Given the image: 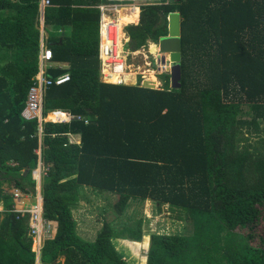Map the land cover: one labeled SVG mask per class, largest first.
I'll return each instance as SVG.
<instances>
[{
    "label": "trees",
    "instance_id": "obj_1",
    "mask_svg": "<svg viewBox=\"0 0 264 264\" xmlns=\"http://www.w3.org/2000/svg\"><path fill=\"white\" fill-rule=\"evenodd\" d=\"M97 4L51 0L44 10L45 75L70 79L44 91L40 121L22 116L39 70V0H0V184L34 197L42 170V218L56 232L40 264H129L107 221L93 241L77 233L83 188L114 195L118 214L131 199L191 220L192 236L151 235L146 264H264V140L241 145L264 122V0L140 7L125 28L130 52L158 44L169 15L180 16L179 85L163 74L155 90L101 81ZM52 114L82 120L45 121ZM0 207V264H37L29 216L11 212L2 185Z\"/></svg>",
    "mask_w": 264,
    "mask_h": 264
},
{
    "label": "rangeland",
    "instance_id": "obj_2",
    "mask_svg": "<svg viewBox=\"0 0 264 264\" xmlns=\"http://www.w3.org/2000/svg\"><path fill=\"white\" fill-rule=\"evenodd\" d=\"M155 45L157 46V44ZM151 46L148 44L142 50L129 52L124 45V56L131 76L143 73L144 78L149 79L148 74L150 75V73L146 72L151 70L152 66L150 67V64L156 62L157 59L161 60L159 52L157 54L150 52ZM160 76H155L156 81H159L161 85L157 84L156 89L162 88ZM244 107V110L247 111L248 108ZM48 119L50 118H46L45 121H48ZM261 130L257 135H247L249 140L247 143L242 142V147L245 144L253 145L260 140H264V122H262ZM32 176L38 180L39 169L34 171ZM1 185L7 192L10 190H8L9 186L6 183H1ZM28 196L22 202H19L21 207H28L35 201V198L33 199L31 195ZM115 199L114 195L99 194L91 189L83 188L79 193V202L73 208L79 225L78 234L86 241H93L101 230L103 221H107L116 234V237L113 238L115 248L118 251L120 249L123 250V252H120L129 264H146V254L150 244V237L153 234H182L185 236H192L193 234L194 227L191 220H185L183 214L179 215L178 211H172L167 206L157 208V205L151 201H133L130 199L126 202L121 214H118L112 207ZM257 228L259 233L264 235V220L259 223ZM129 230H134L135 232L139 230L135 235L136 238H128Z\"/></svg>",
    "mask_w": 264,
    "mask_h": 264
},
{
    "label": "built area",
    "instance_id": "obj_3",
    "mask_svg": "<svg viewBox=\"0 0 264 264\" xmlns=\"http://www.w3.org/2000/svg\"><path fill=\"white\" fill-rule=\"evenodd\" d=\"M39 4L40 11L43 14L45 8L51 6V0H39ZM119 10H122V7L104 5L99 7V60L101 66L100 75L104 83L114 85H136L139 83L142 86V81L145 79L143 73L141 75V80L137 83H132V80L127 77L131 74L129 73V67L123 50L124 45L126 47L128 42V39L124 32L125 26L121 25L117 20H113L110 17V13H116ZM51 60V50L43 45L39 55V71L34 78L33 86L28 92L26 107L22 112V116L26 120L38 118L41 121L44 91L52 85L61 86L68 82L70 79L69 74H64L54 79L48 78L45 75V72L46 69L51 67ZM170 65V62L168 61L163 64L160 59H157L156 62L150 64V67L152 66L151 71L155 76H160L163 74H169L171 68ZM47 118H50L48 119V121L54 123L68 122L71 120H82V117L80 116H62L57 114H52ZM85 123L87 124L86 120ZM39 171L40 173L42 172L40 168ZM34 179L38 181L39 186L40 175L38 180L36 178ZM38 186V192L33 197L35 198V201H33L28 207H21L20 205H18L19 202H22L25 198L29 197L28 195L20 192L18 189L12 188V190H9V193L13 198V207L11 212L18 214L20 217H24L26 215L29 216V235L33 239L35 251H39L41 249L42 242L47 237H49V233L51 231L50 223L42 218V200L41 193L38 190ZM0 212H2V208H0Z\"/></svg>",
    "mask_w": 264,
    "mask_h": 264
},
{
    "label": "crops",
    "instance_id": "obj_4",
    "mask_svg": "<svg viewBox=\"0 0 264 264\" xmlns=\"http://www.w3.org/2000/svg\"><path fill=\"white\" fill-rule=\"evenodd\" d=\"M96 1L98 2L97 6H96L98 8V10H99V7L100 6H103V5L104 6H118V7L120 6V7H122V10H119L116 13H110V17L113 20H117L119 23H120L121 19L122 18H125V17L135 19V21L132 22V23L129 22V23L124 24L123 26H125L124 28H126L127 26L137 25L139 23V20H140V7H142V6H148V5H167V4L174 3L176 0H96ZM136 11H138L137 18H136V13H135ZM43 23H44V12L42 14V12L40 11V24H41V34H42V36H41V43H40V50H41V48H42L43 45L45 46V42H44V38H43V35H44ZM124 32L126 34V37L128 39V42H129L130 41V38L127 35V33H126L125 30H124ZM99 41H100V36H99ZM128 42H127V44H128ZM148 44L156 46L152 42H148ZM125 49L127 51H129L127 49V45H126ZM150 52L152 53L153 51L150 49ZM166 57H167L166 58V60H167L168 59V56H166ZM50 66L52 67V64L51 63H50ZM57 68L60 69V68H62V66H58ZM170 72H169V75H170ZM146 73H150V75L148 74V76L149 77L152 76L156 80V77H155V75L153 74V72L151 70L149 72H146ZM141 75H142V73H139L137 76H131L130 75V77L129 76H127V77L130 80H132V83H137V82H139L141 80ZM145 80H149V79L148 78L147 79H144L142 82H144ZM101 81L103 82L102 77H101ZM156 82H157V84H160L159 81H156ZM39 175H40V180H41V173H40V171H39ZM37 186H38V182H37ZM40 188H41V186H40ZM18 205H21V204L18 203ZM0 208H2V207H0ZM72 213H73L74 219L76 220V218H75V211L72 210ZM49 223H50V230H51L50 233H49V237H47L42 242V247H41V249L39 251H35L34 250V242H33L32 237L29 235V231H28V236L31 238V252L36 255L37 264H40L41 251L43 249V246H44L45 241H47L48 239H52L54 237V235H55V232H56V223L55 222H49ZM78 227H79V225L77 223V233H78Z\"/></svg>",
    "mask_w": 264,
    "mask_h": 264
},
{
    "label": "water",
    "instance_id": "obj_5",
    "mask_svg": "<svg viewBox=\"0 0 264 264\" xmlns=\"http://www.w3.org/2000/svg\"><path fill=\"white\" fill-rule=\"evenodd\" d=\"M168 35L159 39L156 46L159 54L161 55V62H170V78L171 87H176L179 85L180 80V63H181V49H180V16L178 13H172L169 15L168 19ZM166 56L168 59L166 60ZM142 87L145 89L155 90L156 87L148 81L143 82ZM40 192V183L38 186ZM43 202V199L41 197Z\"/></svg>",
    "mask_w": 264,
    "mask_h": 264
},
{
    "label": "bare ground",
    "instance_id": "obj_6",
    "mask_svg": "<svg viewBox=\"0 0 264 264\" xmlns=\"http://www.w3.org/2000/svg\"><path fill=\"white\" fill-rule=\"evenodd\" d=\"M135 13H136V18H137L138 11H136ZM134 21H135V19H133V18L125 17V18H122L121 19L120 24L124 25V24L129 23V22L132 23ZM150 49L153 51L152 54L153 53L154 54H157L158 50H157L156 46L152 45L150 47ZM148 81L152 84V86H154V87L157 86V82H156V80L152 76L149 77V80Z\"/></svg>",
    "mask_w": 264,
    "mask_h": 264
}]
</instances>
